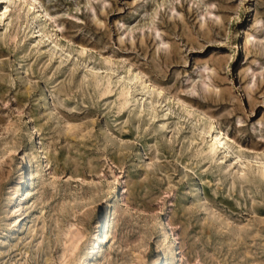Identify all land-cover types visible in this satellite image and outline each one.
Instances as JSON below:
<instances>
[{
  "label": "rangeland",
  "instance_id": "obj_1",
  "mask_svg": "<svg viewBox=\"0 0 264 264\" xmlns=\"http://www.w3.org/2000/svg\"><path fill=\"white\" fill-rule=\"evenodd\" d=\"M3 1L0 263L264 264V0Z\"/></svg>",
  "mask_w": 264,
  "mask_h": 264
},
{
  "label": "bare ground",
  "instance_id": "obj_2",
  "mask_svg": "<svg viewBox=\"0 0 264 264\" xmlns=\"http://www.w3.org/2000/svg\"><path fill=\"white\" fill-rule=\"evenodd\" d=\"M12 0H8L7 2H10ZM37 0H31L30 3H28V5L30 6V8L32 7L34 12L37 14L36 17L40 18L42 17V13H40V11H37L38 4L36 2ZM0 3H3L4 5V1L0 0ZM1 8H3V10L0 12V24L2 22V19L4 17H6L9 13L8 7H4L1 6ZM44 16V15H43ZM34 17V18H36ZM225 135L222 134L217 126H212V132H211V141H210V150L214 151L217 150L219 148V146H225V142H224V137ZM35 149L37 150V152L39 153L41 147H35ZM25 175L23 173V170H21V175L19 177V181L17 182V187H24L25 186ZM18 187V188H19ZM17 188V189H18ZM12 201V200H11ZM12 211V210H11ZM113 213L112 211H108L106 212L104 215H100L99 220H98V224H97V234L94 236V239L92 240V246H96L98 245V254H101L102 252V248H103V243L105 241L108 240L109 238V232H110V228H109V224H110V220L112 217ZM17 225V222H16ZM104 229H107L106 231ZM82 238L78 239L76 242H73L72 245V249H70L69 251H73L77 245V242H79ZM173 245L174 243H172L171 248H169V251H173ZM90 250L88 249L87 252L81 257V264H88L90 257H91V253L89 252ZM140 259V257L138 258ZM158 262V260H154L153 264H156ZM1 264V263H0Z\"/></svg>",
  "mask_w": 264,
  "mask_h": 264
}]
</instances>
